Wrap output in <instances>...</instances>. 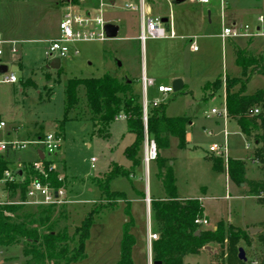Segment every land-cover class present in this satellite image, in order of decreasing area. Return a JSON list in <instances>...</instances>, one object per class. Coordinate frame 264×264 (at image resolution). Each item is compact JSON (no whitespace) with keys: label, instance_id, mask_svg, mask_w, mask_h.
<instances>
[{"label":"rangeland","instance_id":"374dc122","mask_svg":"<svg viewBox=\"0 0 264 264\" xmlns=\"http://www.w3.org/2000/svg\"><path fill=\"white\" fill-rule=\"evenodd\" d=\"M223 1L224 10L220 0H211L207 5L197 0H186L181 4L174 3L175 0H145L153 17L169 19L163 27L168 34L173 25L177 37L173 40H149L142 46L138 37L140 12L128 8L130 4L139 8L140 0H80L76 6L98 14L108 26L119 28L117 38L103 43L78 44V56L63 58L61 70L55 71L48 66L51 62L47 56V41L58 34L60 21L71 0H0V29L13 31L16 38L28 41L17 45L19 53L11 57L9 50L12 45H1L5 50L2 56L4 61L6 57L8 60L14 57L12 61L6 62V66L8 73L15 74L18 82L12 86L0 81V115L1 120L8 123V128L0 131V141L6 140L5 134L15 122L41 124V136L48 132H59V123L64 118L66 108L65 86L71 79L110 76L126 83L131 82L134 90L141 93L144 102V73L149 79L155 75L157 83L169 86L178 76L187 84L178 94L157 95L153 87H149L146 92L148 107L154 106L156 102L160 105L164 103L167 105L168 117H187L194 123L189 131L193 135V152L178 150L177 141L172 140L166 154H162L170 163L172 160L174 162L178 196L201 198L209 216L204 217L208 224L201 225V229L214 230L220 223L241 228L249 223L253 224L249 227L261 228L264 223V203L252 198L249 193L251 183L264 181L259 165L252 163L255 147L234 122H229L224 116L209 117L207 113L213 108L221 112L225 110L223 97L226 76L242 79L243 71L235 64L237 52L246 50L249 56L256 58L264 55V36L241 38L235 40L234 45L229 39L225 42L221 39L224 26L232 27L234 22L238 27L249 25L255 28L259 16H264V0ZM190 39H193L197 51H192ZM161 54H165L164 57L161 58ZM21 58L22 68L19 66ZM218 78H222L221 89L213 84L209 90H204L207 84ZM249 82L247 93L250 95L264 88L263 76H254ZM22 89L25 90L24 94ZM85 93V88H80V106L70 113L60 151L52 156L47 154L48 160L56 162L55 168L60 172V177L65 178L68 199L76 202L64 208L57 207L52 222L56 223L57 231L68 228L69 235L73 236L75 229L81 226L90 213L100 212L103 207L109 208L96 217L86 242L87 257L76 264H117L121 257L124 228L131 223V233L136 238L133 264H152V254L147 245L149 222L156 232L158 230L151 215L149 219L145 203L137 198L136 189H142L145 200V188L150 183V190L153 189L154 193L162 197V184L150 178V169L145 177L147 169L141 166L131 179L118 177L111 182L112 192L123 193L125 201L112 199L111 202L101 197L97 183L103 182L102 178L111 171L112 164L131 170L125 149L134 143L135 136L128 133L126 121L113 124L112 137L108 141L93 136ZM12 94L18 98L19 108L11 106L9 99ZM225 129L228 132L229 156L246 165L244 178L247 183L244 189L229 181L226 170L224 175L212 171L203 158L204 155L209 158L214 156L205 153L214 143L226 141ZM18 155L25 161L37 158L34 145H28ZM90 189L94 191L91 193ZM228 195L230 199H226ZM2 199H5V195ZM18 200L17 196L13 201ZM211 247L213 250L217 248ZM22 248L23 245H19L8 252L0 251V264H23ZM204 251L199 258L187 257L184 264H218L215 255ZM244 251L247 259L254 258L260 247L254 244L251 248L244 247Z\"/></svg>","mask_w":264,"mask_h":264},{"label":"trees","instance_id":"16d2710c","mask_svg":"<svg viewBox=\"0 0 264 264\" xmlns=\"http://www.w3.org/2000/svg\"><path fill=\"white\" fill-rule=\"evenodd\" d=\"M80 0H71L77 5ZM239 50V49H238ZM241 71L242 79L237 80L226 76V89L224 93L225 107L230 121L237 124L239 130L254 144L253 158L257 161L264 179V88L255 94L247 93L249 81L254 76L264 77V55L258 58L249 56L246 50H239L235 62ZM61 70V69H60ZM59 71V70H58ZM247 75V76H246ZM245 77L246 79H244ZM222 78L207 84L204 90L210 89L215 84L222 88ZM240 86V87H239ZM85 88L87 116L93 125V136L104 140L111 139V129L117 117H126L127 131L135 136V141L125 149V156L131 164V170L112 164L111 171L103 177V182L97 183L102 198L111 201L119 199L125 201V195L112 192L111 182L118 177L131 179L137 168L144 166V145L146 133L150 140L156 144L158 155L156 160L149 164L150 178L162 184V197H157L153 189L150 190L151 216L159 232V239L152 243V261L161 264H184L187 257L199 256L204 250L215 255L218 264H264V223L261 231L251 234L247 230L218 224L214 230H204L196 225L198 219H204V206L197 200L180 199L177 193V182L174 167L162 154L170 147L171 139L178 141V149L187 147V129L191 119L187 117H168L167 105L148 107L145 124L144 102L142 95L137 93L132 83L123 82L117 78L105 76L95 79H71L65 88L66 108L62 122L59 123V135H63L65 125L70 121V113L80 106V88ZM238 88V89H237ZM255 111H259L255 115ZM214 171L224 173L226 165L223 159L216 156L210 158ZM47 174V182L56 189L65 187L59 181L60 172L52 169L56 162L52 159L43 161ZM12 162L9 155L0 156V179L6 170L11 169ZM24 180L17 183H6V204L0 206V251L8 252L23 245V264H76L87 257L85 247L90 238V231L99 217L100 212L90 213L77 227L73 236L69 235L68 228L57 231L56 223L52 222V215L56 206L28 207L25 205H12L19 197L24 201L30 183L33 179L44 181V176L35 171L31 164H22ZM154 171L155 174H154ZM227 176L232 183L246 185V165L229 158ZM264 192L262 183H251L249 193L257 195ZM142 193L141 197H144ZM112 202V201H111ZM64 208V206H63ZM130 216V213H128ZM131 225L127 224L123 231L121 241V257L117 264H133V247L136 243ZM48 228L46 231H41ZM200 231V234H198ZM77 243L75 246L74 243ZM259 245L260 251L254 258L239 259L240 249ZM211 246H217L213 250Z\"/></svg>","mask_w":264,"mask_h":264},{"label":"built area","instance_id":"2783aa9c","mask_svg":"<svg viewBox=\"0 0 264 264\" xmlns=\"http://www.w3.org/2000/svg\"><path fill=\"white\" fill-rule=\"evenodd\" d=\"M198 2L207 5L211 3V0H197ZM222 5V10L225 9V1L220 0ZM140 7H135L133 4L128 5V8L132 10H136L140 12V20H141V28L139 34V41L142 46H145V43L149 40L152 41H160L165 39H176V34L174 31L173 25H171V30L167 34L166 30L163 27L162 18H155L148 11L147 5L145 4V0H140ZM68 8L62 16L59 25L58 36L50 41H47L49 44V50L47 52L48 59L51 63L56 60H60L62 64L63 58H68L70 55L78 56L79 48L78 44L80 43H94V42H106L110 40L107 38L106 27L108 23H106L101 16L96 13H92L89 11H85L81 9L79 6H75L71 3H68ZM169 22V19H168ZM258 36H264V16H259L258 25L255 28H252L249 25L238 27L237 24H233L232 27L224 26L221 39L225 42V40H239L241 38L245 39H255ZM3 42L0 41V57L4 55V51L2 49ZM17 45L19 42L13 41L11 53L17 54L19 52ZM192 51H197L196 46H192ZM2 82L5 84H14L18 82L16 75L6 74L3 76ZM142 85L144 86V118L145 124L148 121L147 111L149 103L146 101V92L149 87H153L157 89L158 94H163L168 96L173 93L172 85L170 86H157L153 80L147 78L144 74L142 77ZM160 103L156 102L154 106H159ZM259 111H255V115H258ZM207 116H224L226 120L229 121L226 107L224 111H220L218 109H212L210 113H207ZM117 121H126V117L123 115L118 116ZM5 127V123L0 124V129ZM224 136L226 141L221 144L214 143L209 149L210 154H214V156L223 159L224 164L226 165V170L228 167L229 161V149L227 148V138L228 132L226 129L224 130ZM211 135V133H210ZM63 142V137L56 133H48L42 139L35 140L32 142H0V156L6 153L16 154L17 152L25 149L28 145H34L39 148L45 155V159L47 158V154L52 156L55 155L61 149V145ZM253 143V142H252ZM249 146V145H248ZM254 146V144H253ZM44 151H42V149ZM255 149V148H254ZM158 155V150L156 149V144L154 141L150 140L148 134L146 133V140L144 145V167H146L147 172H149V164L156 160ZM44 160L38 158L35 162H33V168L35 171L39 172L44 176V181L33 179V181L28 186L27 197L24 201H13L8 202V204L12 205H25L29 207H50V206H67V204H74L67 196V189L65 187L56 189L51 186L47 182V174L44 168ZM94 162V161H93ZM252 163L257 164V161H254L252 157ZM22 164H18L15 169H8L5 171L3 177L0 179V206L6 204V198L2 199L3 195H5V186L6 183H17L18 181L24 180V173L22 171ZM52 169H55V166H52ZM65 178L60 177L59 181L63 182ZM252 198L264 203V192L260 194L250 195ZM227 199L231 197L226 196ZM147 208H148V216L151 218V200L147 198ZM152 219V218H151ZM208 221L206 219H198L196 221V225H207ZM148 236H147V245L150 252L152 254V243L157 241L160 237L159 233L155 231V228L151 227V222H149L147 228Z\"/></svg>","mask_w":264,"mask_h":264},{"label":"crops","instance_id":"0c3cea01","mask_svg":"<svg viewBox=\"0 0 264 264\" xmlns=\"http://www.w3.org/2000/svg\"><path fill=\"white\" fill-rule=\"evenodd\" d=\"M147 9H148V11L151 13V8H149L148 6H147ZM164 19V18H163ZM233 24H236V22H234ZM16 34H14V32L12 31H10V30H8V29H0V41H2L3 42V44H7V45H12V43H13V41H17V42H19V44H23L24 42H28V41H25V40H23V39H19V38H16ZM58 36V34L56 35V37ZM56 37H54V38H56ZM54 38H52V39H54ZM173 40V39H172ZM229 41L234 45V43H235V40H231V39H229ZM192 46L194 45V42H193V39L191 40L190 39V42H189ZM192 46H191V49H192ZM12 48H13V46L11 47V49L9 50V52H10V57L11 56H15L16 54H13L12 55V53H11V50H12ZM17 48H18V46H17ZM2 49H3V47H2ZM18 50H19V48H18ZM3 51H4V53H5V50L3 49ZM19 53V52H18ZM17 53V54H18ZM21 54V53H20ZM5 55V54H4ZM162 56H160L161 58L162 57H164V55L165 54H161ZM14 58V57H13ZM13 58H9V60L7 59V57L5 58L6 59V61H4L3 60V57H0V66L1 65H5L6 66V64L8 63V61H12V59ZM17 58V57H16ZM7 62V63H6ZM51 65H52V63H50L48 66L51 68ZM62 65V64H61ZM20 66V68H22L23 67V59L21 58V64L19 65ZM52 69V68H51ZM56 71V70H55ZM7 74H9L8 72H7ZM145 75H146V73H144ZM6 75V74H5ZM10 75V74H9ZM3 76L4 75H2V74H0V81L2 82V79H3ZM147 76V75H146ZM153 76V78H151L150 80H153L154 81V83L157 85V86H161V85H165V86H169V85H166V84H164V83H157V80H156V76L155 75H152ZM148 78V77H147ZM178 78H180V77H175L174 78V81L175 80H177ZM15 84H17V83H14V84H8V85H12V86H14ZM183 84H184V89L187 87V84L185 83V81H183ZM183 89V90H184ZM154 91H155V93L157 94V95H160V94H158V92H157V89L156 88H154ZM21 92H22V94H24L25 93V90H21ZM138 92V91H137ZM139 94H141L140 92H138ZM163 95V94H162ZM165 96V95H164ZM224 98V97H223ZM9 102H10V104H11V106H13V108H15V107H17V108H19V101H18V98L15 96V95H13L12 94V96L10 97V99H9ZM214 109V108H213ZM2 118H1V115H0V124L1 123H5V127H3L2 129H0V131H3L4 129H6V128H8V123L7 122H4V120H1ZM229 122H233V121H230L229 120ZM235 123V122H234ZM236 124V123H235ZM237 125V124H236ZM193 126H194V123L191 121V125L188 127V129H187V137H186V141H187V147L185 148V149H178V150H185V151H188V152H193L194 150H195V148H193V135H192V133H190L189 131H191L192 130V128H193ZM42 128H43V126L41 125V124H39V123H33L32 125H25V124H20V123H17V122H15L14 124H12L11 125V127H10V129L7 131V133L5 134V141L4 140H1L0 142H16V141H20V142H32V141H35V140H40V139H42L46 134H48V133H45L43 136H41L42 134H43V131H42ZM112 130V129H111ZM112 137V136H111ZM172 140H176V139H171V141ZM177 141V140H176ZM170 144H171V142H170ZM177 146H178V141H177ZM35 149H36V154H37V158L35 159V160H33V161H25L24 159H22L19 155H18V152L16 153V154H12V153H6V154H2V155H4V156H7V155H9V158H10V161L12 162V165H11V169H14V168H16L17 167V165L20 163V164H33V162H35L36 160H38V158H39V154H38V152H39V148L38 147H36L35 146ZM166 152V151H165ZM164 152V153H165ZM209 151H206L205 153H208ZM166 154V153H165ZM169 158V157H168ZM203 158L208 162V164L211 166V169H212V171H214V168H213V165H212V162L210 161V158L209 157H207V155L205 156H203ZM231 158V157H230ZM171 160H172V158H170ZM234 160V159H233ZM170 165H172L173 167H175L174 166V162H173V160L171 161V163H170ZM144 167V166H143ZM145 168V167H144ZM215 173H218V172H216V171H214ZM146 173H147V171H145V177H146ZM218 174H223L224 175V173H218ZM145 181H146V179H145ZM176 182H177V179H176ZM178 183V182H177ZM149 184L150 183H148V185H147V187L145 188V192H146V199L144 200V198L143 197H141V193H143V191H142V189H136V196H137V198L139 199V200H141L143 203H145V206L147 207V205H146V201H147V198L149 197L150 198V187H149ZM241 188L242 189H244V188H246V185H242L241 186ZM94 191V189H90V192L92 193ZM157 194V193H156ZM161 195V194H160ZM69 197V196H68ZM157 197H159L158 195H157ZM179 198L181 199H188V200H197V199H199L200 201H201V198H190V197H183V196H179ZM227 199V198H226ZM71 200V199H70ZM73 202H74V200H73ZM202 202V201H201ZM76 203V202H75ZM74 203V204H75ZM203 204V203H202ZM203 206H204V204H203ZM148 209V208H147ZM204 214H205V216H206V218H209V216H208V214H206V211H205V208H204ZM251 225H253V224H247L246 225V227L245 228H241V227H238V228H241V229H246L247 228V226H248V228H252V227H249V226H251ZM203 252H205V251H203ZM202 252V253H203ZM202 253L199 255V256H197V258H199L200 256H202ZM207 253V252H206ZM204 256V255H203ZM207 256H210L211 257V255L209 254V253H207ZM209 257V258H210Z\"/></svg>","mask_w":264,"mask_h":264},{"label":"water","instance_id":"95a60500","mask_svg":"<svg viewBox=\"0 0 264 264\" xmlns=\"http://www.w3.org/2000/svg\"><path fill=\"white\" fill-rule=\"evenodd\" d=\"M169 1H173L174 2V0H169ZM185 1L186 0H175L174 3L181 4V3H184ZM162 20H163L164 23H168V19H162ZM118 32H119V28L118 27H115V26H112V25H110V26L107 25L106 33H107V38H109L110 40L117 38ZM51 68L53 70H56V71L60 70L61 69V61L60 60H56L55 62H53L52 65H51ZM7 72H8V67L5 66V65H1L0 66V74L5 75V74H7ZM171 85H172L173 93H176V94H178L179 92L183 91V89H184V84H183V81L181 79H177V80L173 81ZM38 154H39V158L41 160H45V155L41 151H39ZM249 229H250V233L253 234V235L257 234V233H259L261 231L260 229H255V228H249ZM199 234H200V231H198L197 235H199ZM239 259L242 260V261H246L247 260L246 256H245V251L243 249H240ZM152 264H161V263L152 262Z\"/></svg>","mask_w":264,"mask_h":264}]
</instances>
